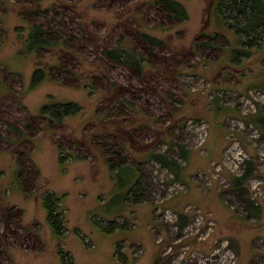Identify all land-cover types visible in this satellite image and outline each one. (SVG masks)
<instances>
[{
    "label": "rangeland",
    "instance_id": "1",
    "mask_svg": "<svg viewBox=\"0 0 264 264\" xmlns=\"http://www.w3.org/2000/svg\"><path fill=\"white\" fill-rule=\"evenodd\" d=\"M158 1L0 0V264H264V44L224 29L217 0H175L183 21ZM35 25L55 43L30 48ZM168 153L180 181L152 159Z\"/></svg>",
    "mask_w": 264,
    "mask_h": 264
},
{
    "label": "trees",
    "instance_id": "2",
    "mask_svg": "<svg viewBox=\"0 0 264 264\" xmlns=\"http://www.w3.org/2000/svg\"><path fill=\"white\" fill-rule=\"evenodd\" d=\"M31 2H36V0H30ZM43 0H40V3ZM160 2L159 6H162V8L165 9L167 12V16L171 18V20L180 19V21H183L185 18L188 17L187 10L183 7V5L175 0H162L158 1ZM219 3V8L222 10L221 12H225L224 14H228L226 18L222 16V13L217 14V19L220 22L222 20V25L224 29H228V26L226 23H229L231 29L234 30V32L242 39L245 38L246 40L244 42L249 43L251 47L258 46V50L260 49V45L264 44V0H217ZM226 27V28H225ZM242 35V37H241ZM245 35V36H244ZM31 36L30 39V45L29 47L33 48H41L46 47L47 45L42 43H49L53 44L55 42L50 41V37L52 36V32L49 29H42L41 26L35 25L31 26L29 31V36ZM143 42L151 43L154 45H160L161 41L158 39L143 35L141 37ZM217 37H213L212 40L216 41ZM243 40V39H242ZM27 40H25L26 44ZM29 42V41H28ZM41 42V43H40ZM58 45V42H56L55 47ZM208 46H211V43H207ZM233 49V53H238V49ZM104 54L109 58L111 61H117L121 62L124 66H126L130 71H132L136 76L140 77L143 74V62L140 60L139 56L136 55L134 52L127 51V49H124L122 47H116L114 49L106 50ZM243 54H248L245 50ZM41 71H36V75L41 74ZM262 87V86H258ZM264 92V87L262 88ZM71 105V103H70ZM70 106H63L58 105L54 106L50 110L44 109L42 114L46 113L48 111L49 115L55 122L57 120H61L64 118V113H67V109H71ZM254 124L258 127L259 132L261 133L262 137H264V117H256L254 119ZM101 150L104 152L106 156L110 158L109 162V168L111 171L120 170L121 168L125 167L124 164H126L124 161L126 159V153H124V149H120V147L114 143L112 140L106 139V142L101 146ZM170 151V150H168ZM181 154L185 158V150H181ZM153 160H156L164 167L168 168L174 175H176V180L180 181V173L181 166L179 163L170 157L168 154H155L152 157ZM61 162V161H60ZM62 163V162H61ZM120 166V167H119ZM120 168V169H119ZM136 170L138 172L137 175H139V169L136 167ZM142 178V176H140ZM248 178V174L244 175L242 178L233 179L231 184L233 187L238 186L240 183L243 182V180H246ZM140 181H135L132 185V188L130 191H128L126 199L131 200L132 202H138V200L141 196H135L132 194V192L135 190L137 186L140 185ZM53 195L48 194L45 202L48 207L49 213L48 218L49 222L52 221L51 227L55 234H57L58 230V213L57 209L55 212V201L52 198ZM60 201V198L58 199ZM101 228V227H100ZM103 230V228H101ZM115 247V257L116 260L119 256V252Z\"/></svg>",
    "mask_w": 264,
    "mask_h": 264
},
{
    "label": "crops",
    "instance_id": "3",
    "mask_svg": "<svg viewBox=\"0 0 264 264\" xmlns=\"http://www.w3.org/2000/svg\"><path fill=\"white\" fill-rule=\"evenodd\" d=\"M263 84H264V82H263ZM262 86H264V85H262Z\"/></svg>",
    "mask_w": 264,
    "mask_h": 264
}]
</instances>
